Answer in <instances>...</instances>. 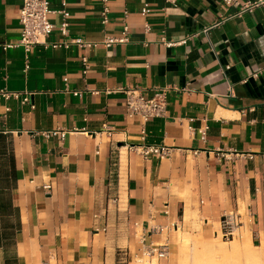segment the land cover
<instances>
[{"label": "crops", "instance_id": "1", "mask_svg": "<svg viewBox=\"0 0 264 264\" xmlns=\"http://www.w3.org/2000/svg\"><path fill=\"white\" fill-rule=\"evenodd\" d=\"M65 1L68 36L27 52L6 47L22 0H0V264H171L179 231L222 236L230 213L264 242V4L108 0L104 24L102 0ZM71 38L93 45L53 46ZM126 88H167L165 114L130 116Z\"/></svg>", "mask_w": 264, "mask_h": 264}, {"label": "built area", "instance_id": "2", "mask_svg": "<svg viewBox=\"0 0 264 264\" xmlns=\"http://www.w3.org/2000/svg\"><path fill=\"white\" fill-rule=\"evenodd\" d=\"M103 7L101 10L102 23L107 24L109 22V12L110 8L108 6V0H102ZM230 5H238L239 11L237 14H241L244 11H251L254 7L264 4V0L257 1H245L240 5V0H224ZM63 4L66 5V1L63 0ZM148 10L147 7L144 8L143 13ZM52 13H58L60 15L59 24H55L51 21L50 15ZM70 12L66 7L61 10L54 11L50 6V0H22V6L20 9V39L16 43L6 44V47L12 46H22L27 52H29L32 47L37 44H47L48 36L50 33L57 28L63 36H68L69 34V22ZM128 25L124 26V30L121 36H107L104 43L106 45H111L114 42H123L127 38ZM71 44H77L79 46H92L90 42H86L81 38H71L64 42L53 43V46H64L69 47ZM84 72L87 71L89 67L88 58L83 57ZM256 75V74H255ZM126 94L125 107L130 116H138L144 123L149 120L163 116L167 108V88H154L153 94L146 96L141 89L138 88H126L123 89ZM78 93V92H76ZM5 97L15 96L19 97V92H3ZM29 94L23 97L24 102H29ZM205 129V128H204ZM202 130V134L205 135L206 131ZM145 132V128H143ZM48 135L59 134L61 138L65 136L64 130H55L51 132H45ZM141 153L145 156H158L160 158L169 155L170 147L166 145H143L141 147ZM237 224L236 215L233 213L226 214L223 217L222 227L224 229L222 237L229 238L234 234V229ZM158 255L159 257H166L167 250L161 249L157 250L152 246H146L144 250V255L152 256Z\"/></svg>", "mask_w": 264, "mask_h": 264}, {"label": "rangeland", "instance_id": "3", "mask_svg": "<svg viewBox=\"0 0 264 264\" xmlns=\"http://www.w3.org/2000/svg\"><path fill=\"white\" fill-rule=\"evenodd\" d=\"M224 252H219L220 248ZM171 264H264V242L245 231L229 238L205 232H178L170 250ZM149 264V258H144Z\"/></svg>", "mask_w": 264, "mask_h": 264}, {"label": "bare ground", "instance_id": "4", "mask_svg": "<svg viewBox=\"0 0 264 264\" xmlns=\"http://www.w3.org/2000/svg\"><path fill=\"white\" fill-rule=\"evenodd\" d=\"M219 252H224V249L221 247V248L219 249ZM239 264H241V263H239Z\"/></svg>", "mask_w": 264, "mask_h": 264}]
</instances>
